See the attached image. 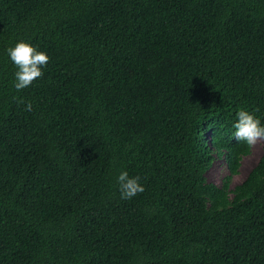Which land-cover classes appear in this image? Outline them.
Returning <instances> with one entry per match:
<instances>
[{
  "label": "trees",
  "instance_id": "obj_1",
  "mask_svg": "<svg viewBox=\"0 0 264 264\" xmlns=\"http://www.w3.org/2000/svg\"><path fill=\"white\" fill-rule=\"evenodd\" d=\"M20 41L50 61L17 91ZM241 109L264 125V0H0V264H264V140L205 175Z\"/></svg>",
  "mask_w": 264,
  "mask_h": 264
},
{
  "label": "clouds",
  "instance_id": "obj_2",
  "mask_svg": "<svg viewBox=\"0 0 264 264\" xmlns=\"http://www.w3.org/2000/svg\"><path fill=\"white\" fill-rule=\"evenodd\" d=\"M9 57L18 71L15 73L14 87L17 91L23 90L33 84L34 81L43 77V68L47 66L50 57L30 43L20 41L8 50ZM32 104L28 103L25 111H31ZM238 120L234 124V137L244 141L249 146L264 140V125L253 113L241 109ZM120 195L122 199L129 200L145 191L139 177H131L127 171H122L118 176Z\"/></svg>",
  "mask_w": 264,
  "mask_h": 264
},
{
  "label": "rangeland",
  "instance_id": "obj_3",
  "mask_svg": "<svg viewBox=\"0 0 264 264\" xmlns=\"http://www.w3.org/2000/svg\"><path fill=\"white\" fill-rule=\"evenodd\" d=\"M262 141H259L253 146H249L248 152L241 157L240 165L235 173L229 172L223 156H216L205 173L207 180L221 184L224 176L230 174V186L240 182L258 160L262 152Z\"/></svg>",
  "mask_w": 264,
  "mask_h": 264
}]
</instances>
